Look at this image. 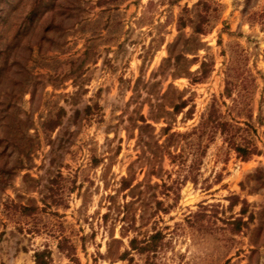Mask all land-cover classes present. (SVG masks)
Instances as JSON below:
<instances>
[{"label": "rangeland", "instance_id": "374dc122", "mask_svg": "<svg viewBox=\"0 0 264 264\" xmlns=\"http://www.w3.org/2000/svg\"><path fill=\"white\" fill-rule=\"evenodd\" d=\"M199 2L205 33L179 30ZM244 7L0 0V264H264V0ZM211 110L231 143L195 131Z\"/></svg>", "mask_w": 264, "mask_h": 264}, {"label": "trees", "instance_id": "16d2710c", "mask_svg": "<svg viewBox=\"0 0 264 264\" xmlns=\"http://www.w3.org/2000/svg\"><path fill=\"white\" fill-rule=\"evenodd\" d=\"M196 7H201L202 11L198 12L196 14L195 20L191 19L189 16L187 17H180L179 21H178V29H183L186 26H190L193 29V33L195 34H204V24H205V18L204 15H202L203 12H207L206 9L209 8V5L206 2H199ZM250 8V0H245V7H244V13H248ZM186 13H189L188 11H186ZM255 13L252 15V18H255ZM251 17V16H250ZM257 17V15H256ZM261 17V16H260ZM181 59L180 56H177L175 58V60H179ZM205 67L206 64L202 63L201 65V71L203 73V71H205ZM186 104V102H181L177 105H172V109H173V113L177 114L180 112L181 109L184 108V105ZM140 122H142L143 129H152V127L149 124H146V119L144 117H140L139 119ZM199 128H197L195 131H198L199 133H201L202 135H209L212 133H215V130H221V132L226 135V138L228 139L229 143H231V139L230 137H228L229 135V131L227 128V125L225 123H222L221 120L219 119V117H217V113L215 110H211L208 115L207 118L205 120L202 121V123L198 126ZM163 134L165 136H167V139L165 140L166 143L167 142H172L174 137H177L178 135L176 134H170L168 135V132L170 131V128H165L162 130ZM149 138V137H148ZM143 141V145L147 146L149 145L148 141ZM158 147H168V144H165V146H158ZM237 155L242 158V159H247L249 156H251L253 154V151L251 149H249L248 147H243L240 145H234V149H233ZM132 182L133 179H127V178H121L120 181V188L121 190H133L136 186L132 187ZM156 204H161L160 202H157ZM129 203H123V205L121 206V211H118V214L121 215L120 217V221L122 223H132L133 221H135V217H131L130 220L129 219ZM107 217V215L104 216V218ZM162 238V235L160 232L156 231L154 232L152 235H150L147 239H144L141 241V243H139V246H136V240L132 239L130 241V245L132 250L137 251L138 253H156L157 252V242L159 239ZM63 243V244H62ZM60 244V250L66 252V256L68 258L71 259V261H75V259H73V255H74V248L71 247L70 245H68V243H66L65 241L62 242ZM124 256V255H123ZM122 256V258H123ZM35 258V264H50V259L49 256L44 253V252H40V253H36L34 255Z\"/></svg>", "mask_w": 264, "mask_h": 264}]
</instances>
